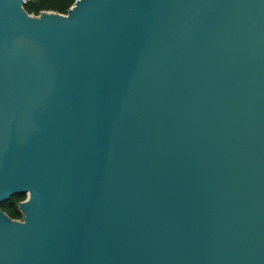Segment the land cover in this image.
<instances>
[{
  "label": "water",
  "instance_id": "1",
  "mask_svg": "<svg viewBox=\"0 0 264 264\" xmlns=\"http://www.w3.org/2000/svg\"><path fill=\"white\" fill-rule=\"evenodd\" d=\"M0 0V264H264V0Z\"/></svg>",
  "mask_w": 264,
  "mask_h": 264
},
{
  "label": "trees",
  "instance_id": "2",
  "mask_svg": "<svg viewBox=\"0 0 264 264\" xmlns=\"http://www.w3.org/2000/svg\"><path fill=\"white\" fill-rule=\"evenodd\" d=\"M75 0H25L24 10L30 14L37 16L43 11H53L65 14ZM25 199L22 197H12L10 200L0 204V209L7 213L13 219L21 218L18 210V203Z\"/></svg>",
  "mask_w": 264,
  "mask_h": 264
},
{
  "label": "flooded vegetation",
  "instance_id": "3",
  "mask_svg": "<svg viewBox=\"0 0 264 264\" xmlns=\"http://www.w3.org/2000/svg\"><path fill=\"white\" fill-rule=\"evenodd\" d=\"M19 219H21V218H19Z\"/></svg>",
  "mask_w": 264,
  "mask_h": 264
}]
</instances>
